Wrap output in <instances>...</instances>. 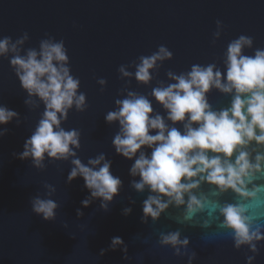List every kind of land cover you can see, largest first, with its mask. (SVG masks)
Segmentation results:
<instances>
[{
	"label": "clouds",
	"instance_id": "9594fccd",
	"mask_svg": "<svg viewBox=\"0 0 264 264\" xmlns=\"http://www.w3.org/2000/svg\"><path fill=\"white\" fill-rule=\"evenodd\" d=\"M225 28L222 20L215 21L213 45ZM29 39L28 32L15 39L0 37V58L9 59L26 94L24 105L29 111L43 105L23 150L12 156L38 171H45L48 163L69 162L66 182L82 178L89 192L81 201L83 208L98 200L99 208L108 212L124 190L123 180L112 171V159L100 152L85 163L78 154L81 130L63 127L70 111L83 113L89 107L80 78L72 74L65 41L45 34L38 47L25 48ZM172 58V51L161 44L151 54L121 64L117 71L124 87L114 109L104 116L106 124L118 126L111 141L114 152L132 162L128 188L144 197L140 223L156 225L162 217L174 223V229L155 231V247L170 249L183 264L199 259L185 235L189 229L199 231L201 248H219L229 241L243 253L244 264H257L264 252V47H254L252 36L240 34L228 42L223 68L216 62L193 64L180 73L169 69L166 80L157 79ZM132 80L144 86L156 80V86L145 95L130 90ZM96 82L103 92L107 80ZM213 90L230 97L229 105L214 108L208 98ZM153 100L162 113L154 109ZM25 120L0 104V138L8 134L7 125L20 127ZM43 189L30 198L31 212L55 221L60 208L53 199L57 188L45 182ZM127 199L129 205L136 204L131 195ZM132 211L125 206L121 214L127 217ZM83 214L76 210L77 217ZM133 240L148 245L151 236L138 233ZM117 250L128 264H144V253L129 256L120 236L112 237L98 256Z\"/></svg>",
	"mask_w": 264,
	"mask_h": 264
},
{
	"label": "water",
	"instance_id": "95a60500",
	"mask_svg": "<svg viewBox=\"0 0 264 264\" xmlns=\"http://www.w3.org/2000/svg\"><path fill=\"white\" fill-rule=\"evenodd\" d=\"M226 26L224 34L211 43L215 21ZM75 25V26H74ZM28 32L25 48L38 47L45 34L63 39L68 49L72 74L81 80L80 90L86 93L88 109L69 112L65 129L81 130L79 156L86 163L100 152L112 159V171L121 177L124 190L104 212L99 201L83 208L81 201L89 195L82 178L66 182L71 164L48 163L45 171H38L29 161L12 156L21 152L25 139L43 111V105L29 111L24 105L25 92L15 76L9 59L0 58V104L17 111L22 120L7 125L9 132L0 138V264H128L117 250L99 257L114 236L128 244L129 256L144 253V264H183L172 256L170 249L155 247V231L177 227L166 217L156 225L140 223L142 196L128 188V169L131 161L117 155L112 138L117 125L105 123L104 116L115 107L118 92L124 87L117 71L121 64L130 63L141 55H149L161 44L173 53V58L160 68L157 79L166 80L170 69L176 73L190 70L193 64L216 62L223 68L222 55L230 40L240 34L254 38V47H264V0H0V37L13 39ZM251 55L252 50H246ZM105 78L103 92L97 84ZM156 86L139 85L132 80L130 90L149 94ZM209 101L214 108L229 105L230 97L213 90ZM156 111L163 112L153 100ZM57 188L53 197L59 204L55 221H44L31 212L30 198L43 193V184ZM136 200L129 205L127 197ZM133 208L125 217L121 210ZM83 211L77 217L76 210ZM68 227L65 228L64 224ZM150 235L148 245L133 237ZM192 247L199 259L195 264H244L242 252L235 251L229 241L217 248L200 246L199 231L189 229ZM151 251H146V249ZM135 264V261L132 262ZM257 264H264V252Z\"/></svg>",
	"mask_w": 264,
	"mask_h": 264
}]
</instances>
